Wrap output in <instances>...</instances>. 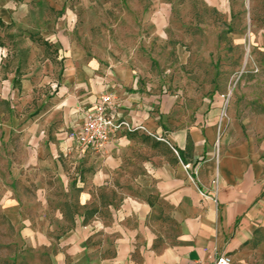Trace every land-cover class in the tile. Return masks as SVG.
<instances>
[{
	"label": "crops",
	"instance_id": "crops-1",
	"mask_svg": "<svg viewBox=\"0 0 264 264\" xmlns=\"http://www.w3.org/2000/svg\"><path fill=\"white\" fill-rule=\"evenodd\" d=\"M78 5L0 0V24L56 52L23 75L28 108L2 127L13 159L1 212L47 264H213L223 253L264 264V139L217 143V103L144 85L129 60L83 55ZM105 92L133 129L85 152L72 133Z\"/></svg>",
	"mask_w": 264,
	"mask_h": 264
},
{
	"label": "rangeland",
	"instance_id": "rangeland-1",
	"mask_svg": "<svg viewBox=\"0 0 264 264\" xmlns=\"http://www.w3.org/2000/svg\"><path fill=\"white\" fill-rule=\"evenodd\" d=\"M78 3L72 36L83 55L107 66L129 60L144 85L157 84L172 96L181 91V99L195 104L217 103V143L224 136L232 143L264 139V0ZM0 50L1 199L13 159V146L2 127L28 108L17 91L23 75L42 70L44 57L56 52L41 37L4 24ZM0 264H47L43 255L26 246L1 204Z\"/></svg>",
	"mask_w": 264,
	"mask_h": 264
},
{
	"label": "built area",
	"instance_id": "built-area-1",
	"mask_svg": "<svg viewBox=\"0 0 264 264\" xmlns=\"http://www.w3.org/2000/svg\"><path fill=\"white\" fill-rule=\"evenodd\" d=\"M115 98L111 93H102L94 107L88 110L79 129L72 133L83 151L102 150L111 136L120 129L132 130L125 120H120L113 112ZM212 188L218 192V178L212 180ZM205 195L204 193H202ZM213 264H234L230 255L223 253Z\"/></svg>",
	"mask_w": 264,
	"mask_h": 264
}]
</instances>
